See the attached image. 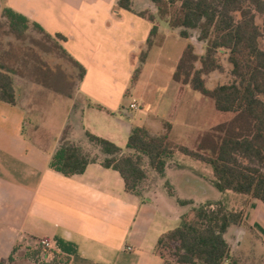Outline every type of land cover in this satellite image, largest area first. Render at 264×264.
<instances>
[{
	"label": "crops",
	"instance_id": "1",
	"mask_svg": "<svg viewBox=\"0 0 264 264\" xmlns=\"http://www.w3.org/2000/svg\"><path fill=\"white\" fill-rule=\"evenodd\" d=\"M3 8L52 36H64L58 42L85 73L75 78L68 96L13 76L15 105L0 101V262L7 264L17 246L36 247L46 237L51 250L69 257V264H164L159 238L191 216L192 207L221 201L242 212L240 223L224 233L230 258L223 264H264V203L218 190L212 167L203 161L176 150L163 175L148 168L141 196L128 192L120 173L100 160L71 176L49 167L63 139L103 158L87 132L126 151L132 128L139 126L152 135L167 131L174 146L194 149L205 132L220 124L189 131L186 137L174 131L180 93L194 90L172 75L186 44L193 42L159 19L151 0H133L132 11L119 8L117 0H0V18ZM152 24L158 30L140 62ZM168 43L176 51L162 58Z\"/></svg>",
	"mask_w": 264,
	"mask_h": 264
},
{
	"label": "trees",
	"instance_id": "2",
	"mask_svg": "<svg viewBox=\"0 0 264 264\" xmlns=\"http://www.w3.org/2000/svg\"><path fill=\"white\" fill-rule=\"evenodd\" d=\"M151 1L157 9V17H169V25L180 29L182 38H190L189 29L198 30L197 40L205 44L202 55L196 52L193 43L186 44L173 72V80L189 84L192 90L211 98L216 110L233 113V117L205 132L194 149L174 146L168 139L167 131L152 135L145 127L139 126L132 128L126 151L87 132L88 140L99 148L103 158L92 156L78 144L63 139L51 156L49 167L71 176L83 173L89 163L100 160L104 167L120 173L128 192L141 196L148 168L163 175L167 160L178 150L209 164L218 190L250 195L264 203V49L260 46V38L264 36V0ZM132 3L133 0H117L119 8L129 11L133 10ZM174 5L177 6L172 12L169 7ZM256 13L261 15L262 27L255 22ZM138 15L144 17L146 12H139ZM147 17L151 22L155 18L151 14ZM1 18L9 34L17 39H23L30 29L42 34L52 44L48 47L44 42L35 40L40 50L56 51L58 56L78 70L77 79L83 78L85 69L58 42L65 40L64 36L59 33L52 36L38 23L11 8H3ZM157 30V25L152 24L146 41L147 49L140 54V62L145 60ZM219 49L228 51L234 78L231 83L209 87L205 80L207 76L222 68L216 57ZM40 69L46 74L44 80L38 83L70 95L72 82L70 92L63 91L58 87L59 83L52 84L53 79H59V73L46 65ZM14 74L15 69L0 58V101L10 105H15ZM136 75L137 70L132 81ZM241 220L242 212L227 209L221 201L200 204L179 226L159 238L158 252L164 258V264H223L230 258V246L224 233ZM22 254L24 259L36 261V264H69L70 261L69 257L52 250L17 246L7 264L15 263ZM231 264L236 263L231 260Z\"/></svg>",
	"mask_w": 264,
	"mask_h": 264
},
{
	"label": "rangeland",
	"instance_id": "3",
	"mask_svg": "<svg viewBox=\"0 0 264 264\" xmlns=\"http://www.w3.org/2000/svg\"><path fill=\"white\" fill-rule=\"evenodd\" d=\"M249 2V1H248ZM250 4V3H247ZM178 5V4H177ZM169 7V9L174 12V8ZM147 13L149 11H146ZM156 14L158 12L156 11ZM170 14H172L170 12ZM165 19V18H164ZM169 17L166 16V21ZM168 22V21H167ZM255 22L259 26L262 27L263 20L261 15L258 13L255 14ZM169 27L174 30H177V33L180 32V29L172 28L170 25ZM190 35V40L194 43L195 50L198 54L202 55L204 53L205 44L203 42H199L197 40L199 31L194 29L188 30ZM185 39V38H184ZM184 39L182 42L184 44ZM35 40L44 42L46 46L51 47L49 40H47L42 34L36 32L33 29H30L26 36L23 39H17L13 35L9 34L8 27L4 21V19L0 18V58L9 66H12L15 69L16 74L15 76L18 80L19 78H24L26 80H31L34 82L44 80V76L46 74L45 70L40 69L43 66H48L53 69L55 73H59V79L54 81L52 84H58V87L62 88V90H66V92H70V86L73 83V88L71 92L74 90L76 82L75 78L77 79V71L74 70L72 65L64 58L58 56L56 51H49L43 52L40 50L39 46L35 42ZM179 40V39H178ZM171 44V43H170ZM181 44V43H180ZM176 46L180 47L176 42ZM260 46L264 49V36L260 38ZM173 46L164 45L162 47V58L167 53V51H176L172 49ZM156 55V51L153 54V58ZM216 57L221 64V70H217L210 75L207 76L205 79L209 87L215 86L221 83H231L233 81V75L231 73L232 66L228 62V51L224 49H219ZM40 61L44 62L40 63ZM164 61V59L162 60ZM166 62L164 63L165 67ZM162 71H164L163 66L161 67ZM159 68V70L161 69ZM49 78V77H48ZM50 77L49 79H51ZM72 82V83H71ZM54 92V90H52ZM191 91H193L191 89ZM56 92V91H55ZM59 93V92H56ZM193 94V93H192ZM190 93L184 94V92L180 93L181 105L178 108V117L176 119L177 123L175 124V132L179 135L186 137V134L190 132H196V130L201 129L200 127H209L210 125L221 123L224 121H228L233 117V113L227 112H220L215 109L211 98H202L198 96L197 92L194 91L192 96ZM206 99V100H205ZM179 123V124H178ZM188 141V140H187ZM92 156H98L96 153H91ZM230 195L225 196V201L227 205H231V199L229 198ZM193 209V207H192ZM19 261H23V264H36V261H32L29 259H24L23 254L20 257ZM36 260V259H35ZM18 261L16 260V264ZM38 264V263H37Z\"/></svg>",
	"mask_w": 264,
	"mask_h": 264
},
{
	"label": "built area",
	"instance_id": "4",
	"mask_svg": "<svg viewBox=\"0 0 264 264\" xmlns=\"http://www.w3.org/2000/svg\"><path fill=\"white\" fill-rule=\"evenodd\" d=\"M131 108H136L135 104H131ZM36 247H40L43 251H49L51 250V241L49 238H40L37 242H36ZM128 250H132V248L130 246L127 247Z\"/></svg>",
	"mask_w": 264,
	"mask_h": 264
}]
</instances>
